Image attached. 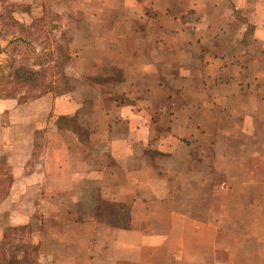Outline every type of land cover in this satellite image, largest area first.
Listing matches in <instances>:
<instances>
[{
	"label": "crops",
	"instance_id": "0c3cea01",
	"mask_svg": "<svg viewBox=\"0 0 264 264\" xmlns=\"http://www.w3.org/2000/svg\"><path fill=\"white\" fill-rule=\"evenodd\" d=\"M122 1V9L90 14L89 28L92 40L126 38L115 47L127 63L114 45L110 59L91 45L90 58L77 52L69 76L94 87L111 66L122 78L125 102L100 109L102 128H84L89 95L81 90L0 96V182L9 178L0 188V246L17 243L10 231L19 228L90 219L113 246L108 264H264V186L255 185L264 183V0ZM36 186L63 221L46 212L35 219Z\"/></svg>",
	"mask_w": 264,
	"mask_h": 264
},
{
	"label": "rangeland",
	"instance_id": "374dc122",
	"mask_svg": "<svg viewBox=\"0 0 264 264\" xmlns=\"http://www.w3.org/2000/svg\"><path fill=\"white\" fill-rule=\"evenodd\" d=\"M124 4L125 1L123 3L122 0H0V79L14 80L16 73L10 74L13 73V68L10 67L12 62H14L16 67L29 65L37 69L38 71L32 72L27 76L30 79L35 78L39 82L47 83L60 79L63 74L68 78L69 76L75 77L76 66L74 60L80 56L77 52H83L82 54L85 59L90 58L91 45L95 47V53L102 56V58L110 59L109 55L115 56L116 52L120 63H127L128 55L121 50H117L115 47L117 43L120 48H123L126 45V38H123L118 33L119 35H114L113 44L106 40L103 41L102 37L92 40L93 35L89 28L91 25L90 14L103 10L122 9V5ZM100 19L102 17H99ZM119 20L120 25L123 26L122 19ZM108 45H114L115 52L110 50ZM70 58L71 62L68 61ZM60 64L61 66H59ZM82 67L87 68L85 66ZM108 67L103 66L100 70L101 73L95 76L94 87L88 82L69 78L71 90H81L80 93L83 96L87 93L89 95L85 104L86 106L81 112L82 119L80 120H83L84 128L90 127L96 122L102 128L104 123L100 119V109L108 110L116 103L121 105L125 102V97L121 93L122 78L118 75L120 77L117 78L118 81L113 79L116 78L117 74L114 73V68L110 66L109 69ZM108 72L111 75L114 73L110 81H107ZM12 76L13 78L11 79ZM11 88L13 89L12 92L16 91V95H20V99L26 97V95L40 94L42 89H32L29 86L22 85L18 81L14 83L8 82V84L0 82V89L3 95H6V89ZM110 91L112 93L115 92L113 96H117L109 97ZM90 92L92 96H90ZM252 120L250 117L244 119L245 124H249ZM163 122L166 123L168 121L163 119ZM259 122L264 124V114L260 115ZM97 147L99 153H104L103 150L105 149L106 151L107 144L100 141ZM143 148L142 146L139 147L138 151L141 152ZM104 157L105 154L100 155L101 159H104ZM107 162L106 159L100 160V169H104ZM133 163L132 161L131 164ZM116 169L118 170L117 167ZM229 174L232 176L234 173ZM36 178L42 180V176L39 177V174L36 175ZM194 180L198 184L200 178L196 177ZM121 181L122 179L120 178ZM8 183L9 178H2L0 188H5ZM25 185L26 183H20L18 189ZM255 185L262 187L264 183L258 182ZM261 189L259 188L260 192L262 191ZM33 196L36 207L35 214L38 215L35 218L36 220L41 219L40 217L44 212L47 213V216L50 215L52 223H54L53 221L64 220V218L62 220L52 218L56 211L53 208L48 211L43 207V193L38 190L37 186L35 188V195L33 194ZM258 196L260 201H264V194L259 193ZM93 199L94 193H90V196L86 199L89 206L95 204ZM216 199V196L211 197L212 202H216ZM227 201L229 200L227 199ZM18 202H20L19 206L22 205L21 203L26 204L21 198L18 199ZM69 206H72L71 202L68 203V208ZM260 208L263 210H260L259 213V227L263 229L264 208L262 206ZM73 210H75L74 214L76 215L78 210ZM85 220L82 221L81 226L47 225L43 232L42 230L28 231L25 228L10 231V233L16 236L15 242L17 243L5 242L3 246H0L2 257L5 258L4 261H1L0 258V263L29 264L33 259L35 262H49L53 258L59 257V261L56 264H108L103 256H106L110 251L109 249L113 248V246L108 247L104 242L105 240L101 239L102 229L100 227L90 219ZM76 238L78 239L76 240ZM91 254L97 255L99 258L92 260L90 258ZM16 257L21 261L17 262L15 260ZM251 260L252 258L247 260V264Z\"/></svg>",
	"mask_w": 264,
	"mask_h": 264
},
{
	"label": "trees",
	"instance_id": "16d2710c",
	"mask_svg": "<svg viewBox=\"0 0 264 264\" xmlns=\"http://www.w3.org/2000/svg\"><path fill=\"white\" fill-rule=\"evenodd\" d=\"M61 66V64L59 65ZM10 67H12L13 69V73L10 74H15L16 76H14V80L10 81V80H5L4 78L0 79V82H4L5 84H8V82L10 83H14L16 81H18L19 83H21L22 85H26L31 87L32 89L35 88H42L41 89V93L45 92V91H56L58 93H66L69 92L72 88L70 85V80L68 77H66L65 74L62 75V77L60 79H55L52 80L50 82L44 83V82H39L38 80H36L35 78L30 79V77H28L27 75H30L32 72H36L38 71L37 69H35L32 66L29 65H21L16 67L14 65V62L11 63ZM64 72V71H63ZM13 78V76L11 77V79ZM9 79V78H8ZM7 93L6 95H3L0 89V96H14L16 95V91L12 92V88L11 89H6ZM11 90V91H8Z\"/></svg>",
	"mask_w": 264,
	"mask_h": 264
}]
</instances>
